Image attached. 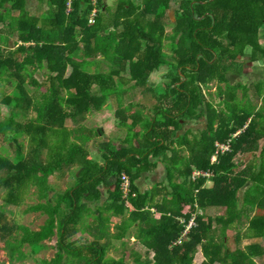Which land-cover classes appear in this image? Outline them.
<instances>
[{"label": "trees", "instance_id": "obj_1", "mask_svg": "<svg viewBox=\"0 0 264 264\" xmlns=\"http://www.w3.org/2000/svg\"><path fill=\"white\" fill-rule=\"evenodd\" d=\"M142 3L117 0L110 10L102 0L96 6L79 0L68 12L67 0H50V11L38 17L27 0H0V138L17 146L14 157L0 154V194L5 203L21 206L34 187L40 202L29 212L46 215L41 230L18 225L16 237L0 226L12 237L5 241L11 262L26 261L28 247L46 248L56 239L55 258L42 264H128L109 258L111 245L104 241L135 238L155 253L148 264H193L200 249L204 264H255L259 246L234 247L264 240V84L257 88V108L247 102V87L238 97L244 86L230 75L246 57L264 65V0H186L176 21L170 0ZM165 66L171 68L166 82L151 87ZM213 82L215 95L205 91ZM138 92L154 100H125ZM208 95L223 100L217 105ZM2 105L9 107L5 115ZM206 112L209 128L195 143L178 136L182 119ZM89 115L96 117L90 126ZM113 116L128 133L121 148L99 144L97 161L90 145L110 132ZM237 132L232 151L212 164L216 144ZM182 139L187 157L180 153ZM160 161L173 191L157 185L142 193L138 179ZM194 170L213 177L193 180ZM67 173L74 180L56 193L50 177ZM123 174L131 178L128 198L121 191ZM112 186L102 203L103 189ZM112 217L120 219L116 236ZM193 217L196 225L184 234ZM91 219L98 236L75 246L70 240ZM133 257L134 264L144 263L136 251Z\"/></svg>", "mask_w": 264, "mask_h": 264}, {"label": "rangeland", "instance_id": "obj_2", "mask_svg": "<svg viewBox=\"0 0 264 264\" xmlns=\"http://www.w3.org/2000/svg\"><path fill=\"white\" fill-rule=\"evenodd\" d=\"M35 3H36L35 1L32 2V7H33L32 11L36 10ZM1 28L2 26L0 25V30ZM168 29L172 31L173 27L170 26ZM166 50L169 55H172V53L168 48ZM247 62L248 61H245V64L243 63L245 71L241 77V80L245 82L247 85L249 83L258 81L259 79H264V66L261 65L252 66V64H247ZM102 69L105 70L106 67H103ZM170 69H171L170 66H165L163 69H161V71L156 72L151 79L152 83L156 84L155 82L157 80H161V79L165 80L166 74L169 72ZM236 74L237 73H232L230 75L232 83H236V78H237ZM38 78L40 80H43L44 76L40 74L38 75ZM214 87L215 85L207 87V91L209 90L208 88L215 90ZM7 91L9 92V88L7 89ZM140 92H138L137 95H139ZM212 102H214L217 105H220L219 103H221V99L216 96ZM1 110H2L1 112L2 115H5L6 113H8L9 107H7L6 105H2ZM92 116L93 115H89L88 119L86 120V124L88 126L94 123L95 118ZM70 124L74 125L73 122H71ZM0 154L14 157L17 154V146L12 142H4V140L0 138ZM251 160H253V156L248 157L246 159L247 162ZM73 180H74V176L72 173H67L62 178L50 177V181L54 185L56 193L64 191L68 186H70V182ZM210 183L211 184L209 185L213 184L212 182ZM36 191H37L36 188L34 187L31 188L26 195L25 202L21 206H14L5 203L3 200V195H4V193H2L3 191L0 194V226L10 227L12 229V232L15 233L14 237H16V234L18 233V231H16V227L18 225H25L30 227L32 230L39 231L46 223L45 214L37 213V212H29V208L32 205H35L38 202H40ZM56 193H51V195L54 196ZM115 218L116 217H112L110 230H111V234H115L116 236L117 226L118 224H120V219L117 218L118 220L115 221ZM88 224H89L88 226L83 228L82 232H79L75 238L70 240V242L74 243L75 246L77 247L88 246L91 242L94 241L95 239L94 237L98 236V227L95 226L92 219L89 221ZM11 238L12 237L10 236V233H5L4 229L0 228V264H42L43 261H50L54 259L56 256V250L53 248L56 244V239H53L51 242H46V248L35 250L28 247L26 249V252L28 253V259L26 261L11 262L9 260V253L5 250L6 247L5 241ZM136 240L137 239L135 238L133 239L124 238L123 241L120 242H117L114 239L105 240L104 241L105 244L110 243L111 245L109 258H113L117 261L125 259L128 264H134L133 253L136 251L138 254H140L143 257V262H144V263L142 262L143 264H148L147 263L148 261L154 263L155 253L151 251L149 248H146L143 245H141L138 242V240L137 241ZM126 242L128 243L127 245ZM254 244L259 246L257 252L260 255L264 256V240L254 242L252 244L242 240L234 247V250L241 249L242 251L243 250L248 251V248H251L250 246H253ZM258 262L260 264H264V257H261V259ZM195 263L200 264V261L198 262L197 257H195L193 264Z\"/></svg>", "mask_w": 264, "mask_h": 264}, {"label": "crops", "instance_id": "obj_3", "mask_svg": "<svg viewBox=\"0 0 264 264\" xmlns=\"http://www.w3.org/2000/svg\"><path fill=\"white\" fill-rule=\"evenodd\" d=\"M35 1V6H36V10L32 11V2ZM103 3L106 5L107 8H109L110 10H115L116 9V3L117 0H102ZM134 2H136V4L138 6H142L143 5V0H133ZM186 0H170L171 2V16L173 21H176V13L177 11L180 10L183 2ZM193 3L192 5H196L198 0H192ZM49 2L50 0H27V4H28V8L30 10V12L38 17H43L46 16L47 13L50 11L49 9ZM170 31V30H169ZM248 57L245 58L244 60V64L245 61L247 60ZM247 64H252V66L254 65H261L264 66L263 63L261 62H247ZM106 67V66H104ZM245 69H244V65L242 66V68L239 70V72H237V78H236V83L234 84H242L244 87L238 91V97L240 99L244 98V88L247 87V102H250L253 105H256L257 108H259V106L261 105V100L258 101V91L257 88H259L261 86V84H264V79H259L258 81H255L253 83H249L246 85L245 82H243L241 80V77L244 73ZM155 82V81H154ZM166 82V80L161 79V80H157L155 83L153 84L152 81H150V86L151 87H160L162 83ZM215 85L214 89L208 88L209 92L207 91V88L205 89V91L209 94L212 93L215 95V92L217 91V83L213 82L212 84H210L209 86ZM208 86V87H209ZM259 86V87H258ZM262 90L264 91V88H262ZM208 97L210 98L211 101H213V98L211 95H208ZM216 97V96H215ZM221 99V98H220ZM125 100L127 102L130 101H136V100H143L146 103H148L149 100H154V98H149L148 96L146 97L145 94L140 93L139 95H127L125 97ZM223 99H221L222 101ZM243 103H246V100L243 101ZM94 118H96L94 115L92 116ZM95 122V120H94ZM183 126L181 129L178 130V136H184V138H187L190 142H196V138L201 136L202 134H204L205 131L208 130L209 128V115L206 112V116L196 119V118H184L181 120ZM107 128H109L110 132L107 134H101L100 137L98 138V140H95L94 143H91L90 145V151L92 154V157L97 160L100 161L101 160V151L98 147L99 144L105 143V142H112V144L117 147V148H121L123 146V139L126 136V128H122L118 125V120L113 116L109 126H107ZM264 142V140H263ZM262 142V143H263ZM178 144V143H177ZM186 142L185 139H182V148H180L178 145L177 147L180 148V153L181 155H183L184 157H187L189 154V147H186ZM248 158V157H247ZM247 158H244V164L247 165L249 162L246 161ZM252 161V160H251ZM176 182H178V178H176L175 180ZM137 184L140 187V190L142 193H147L150 192L154 187H156L157 185H166L167 187L170 188L171 191H173L171 189V182H170V177H169V172L168 169L166 167V165L163 162H159V165L157 167V169L144 173L143 175L140 176V178L137 181ZM211 183H208V187H213L212 185H209ZM113 189L112 187L109 188H104L103 189V202H105L106 200H109L110 198V194L111 191ZM167 191L163 192L161 196H159V198L157 199L158 202H161L163 199L164 194ZM101 203V205H102ZM157 218H160L161 215L157 214L156 215ZM118 220L117 218H115V221ZM137 241V240H136ZM250 244L254 243V242H250L247 241ZM257 242V241H256ZM198 258V262L200 261V264H204L207 262V258L205 256V253L202 252V250L200 249L199 252L196 254V256ZM261 257H264L260 254H257L256 256L252 257L253 262H255V264H260L258 261L261 259ZM197 264V263H195Z\"/></svg>", "mask_w": 264, "mask_h": 264}, {"label": "built area", "instance_id": "obj_4", "mask_svg": "<svg viewBox=\"0 0 264 264\" xmlns=\"http://www.w3.org/2000/svg\"><path fill=\"white\" fill-rule=\"evenodd\" d=\"M75 1L79 0H67V11L70 12L72 10V4ZM93 6H96L98 0H88ZM98 11L96 7L92 10L90 16H89V24L94 25L96 22V17H97ZM240 132H237L233 137H230L226 142H218L216 144L217 147V152L212 158V164H216L219 162V157L222 154H226L232 151V144H233V139L235 136H237ZM213 173L211 171H201V170H194L192 173V179L197 180L199 178H212ZM121 191L124 193V197L128 198L131 194V178L127 174H123L121 176ZM196 225L195 223V217H193L186 226V231L184 234H187L194 226Z\"/></svg>", "mask_w": 264, "mask_h": 264}, {"label": "water", "instance_id": "obj_5", "mask_svg": "<svg viewBox=\"0 0 264 264\" xmlns=\"http://www.w3.org/2000/svg\"><path fill=\"white\" fill-rule=\"evenodd\" d=\"M52 196V195H51Z\"/></svg>", "mask_w": 264, "mask_h": 264}]
</instances>
